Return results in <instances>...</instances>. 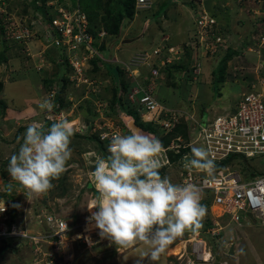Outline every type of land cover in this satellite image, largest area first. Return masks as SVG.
Instances as JSON below:
<instances>
[{
	"label": "rangeland",
	"instance_id": "obj_1",
	"mask_svg": "<svg viewBox=\"0 0 264 264\" xmlns=\"http://www.w3.org/2000/svg\"><path fill=\"white\" fill-rule=\"evenodd\" d=\"M99 1L105 3L108 0ZM261 1V3H257L256 0H196L194 4L190 0H147L146 8H133L132 19H126L121 23L119 36L112 37L117 38L118 41L114 48L112 47L111 37L106 36L107 38L103 42L106 45L103 46L107 49L102 52L103 59L106 61H103L102 66L104 68L106 66V69L112 72L114 67L106 65L109 61L108 58H117L118 62L126 59L128 62L131 58L139 57L138 52L148 51L159 43L158 35L162 36L161 40L168 39L172 44H180L188 40V43L190 42L196 50V57L191 55L189 60L183 59L181 64L169 68L170 71L167 77L168 70L165 72L164 87L166 88H160L155 98L163 100L167 107H181L188 113H191L190 108L196 110L194 117L200 121H203L201 109H204L203 111H206L204 112V118L207 117L212 120V116H219L223 115L224 112H228L230 106L234 105L236 99L243 92L244 88L241 83L243 82L242 75H245V73L241 72H247L253 77L254 69L258 68L259 75L264 78V47H262L263 50L261 48L258 49L259 51L257 50V45L260 43L258 42L256 30L264 29V0ZM191 2L192 6L190 5ZM202 11L213 14L217 18L218 24L223 26V29L219 27L218 31L226 41L223 45H217L213 54L205 52V44L199 46V41L198 44H195L192 39H189L194 36V14ZM15 17L20 22L24 19L23 16ZM41 23H43L42 19ZM200 36L204 41L205 35L200 32ZM248 37L256 42V54L248 53L247 49H243L241 57L237 53L230 56L224 69L222 80L224 83L212 84L210 71L219 67L225 46L231 47L233 51H238L243 45H248ZM43 40L44 38L40 37V39H31L26 44L15 46L10 42L7 43L2 38V33H0V56L3 54V57H6V61L2 60L0 62V82L2 83L0 103L3 102V109L0 110V198L7 200L9 203H14V205H19V207H14V210L24 214L28 224L29 222L34 224V219H31V216L40 212L34 213L35 209L32 207L33 201L38 200L39 202L43 201V205H47L51 212L63 217L68 224L71 221L72 224L74 222L77 224L82 222L86 216H90L91 213L87 209L88 205L96 202L91 190L85 188L87 182L92 184L90 181L92 180V174H90L92 165L90 164L92 160L96 161L93 155L95 151L94 143H86L85 140L79 139L88 152L84 156L72 152L71 159L67 164V186L69 190L57 193L59 197L55 194L56 192L52 193L56 188V183H53L54 187L45 194L28 196L26 190L18 182L12 181L10 174L7 172L9 163L6 162L13 150L18 147V138H21L23 134L21 131L19 136L15 137L20 127L27 128L33 122L42 124L43 121L48 119L55 122L59 114L66 120L79 115L81 122L86 115V112L83 111L85 108L83 104L86 100L81 98L83 96L81 95L82 92L76 89L77 81L70 80L72 75L70 73H68V81L72 83L70 82V86L65 87L62 93V100H64L62 104L59 102V105L57 101L59 98L53 90L45 91L40 88L39 94H41L39 97L34 96L35 99L32 98L33 92L31 90L41 86L46 77L52 79L48 76V70L49 68L52 70L54 66H47L46 63H44L46 66H43L40 63L41 59L38 57V53L46 47L45 43H42ZM38 46L40 48L37 50ZM119 51L122 52V57ZM39 56L41 57V55ZM36 58L37 60L33 62ZM191 61H193V64L198 63L200 66V72L197 75L192 72L194 68L190 73H188L189 70L183 69L184 67L188 68ZM15 63L18 65L19 71H12V66ZM37 64L41 66V69H37ZM33 67L37 70L35 75L33 72L30 74ZM141 69L145 71H142L143 74L147 73L145 67ZM23 73L29 75L30 78V75H32L33 82L27 76L20 77ZM236 73H238V76H236ZM98 74L101 89V91L97 89L99 95H104L109 99L112 85L110 81L105 80L102 71ZM112 74V79L117 81L119 85L118 89L120 86H124L127 92H130L132 86L125 82L123 72L117 73L113 70ZM230 80L232 82H228ZM121 83L124 84L120 85ZM45 86L48 87L49 85L45 83ZM190 91H193L194 94L196 92L198 99H195L196 96H192L193 98L188 101L187 97ZM86 96L87 99L91 98L90 94ZM45 99H52L56 105L51 112H42L38 107ZM193 99L196 100L194 103H192ZM104 100L107 105L108 102L106 99ZM25 101L27 104H25ZM70 104L73 107L70 108ZM79 105H82V107H78ZM87 105L89 106L88 103ZM26 106H34V108L32 107L34 112L25 114L22 111L20 114V110L25 109ZM57 108H59L58 111ZM118 111L114 113L111 119L120 127V117L122 115ZM26 116L28 118L24 119ZM183 126L184 124L179 128L183 132L176 135H181L186 143H190L191 140L185 137L186 129ZM79 128L81 127L73 126L74 134L81 132L82 128ZM183 139L181 138L182 142H184ZM79 140H76V142H80ZM193 146L202 147L200 143ZM189 152L191 153L190 149ZM104 153L109 155L106 151ZM246 164L254 173L257 170L264 171V155L248 158ZM3 172L5 174H2ZM10 182L12 183V191L7 195L6 185ZM9 195L10 197H8ZM208 214L206 213L202 224L209 216ZM15 219L21 221V218ZM222 223L227 226L221 224V226H224L222 230L215 231L208 228L204 231L202 227L197 230L199 232L188 231L183 236L177 237L161 254L160 259L155 264H264V223L255 220L240 227L228 226L223 220ZM33 226L39 228L35 224ZM87 228L92 230V233L98 230L91 226ZM94 236L98 235L94 234ZM95 238L92 239L90 247L72 243V248L61 250L62 256L56 258L54 264H137L142 253L151 251L150 247L142 242L131 248L117 250L116 246L111 244L109 240ZM230 247H232V254H228ZM45 249H48V247H45ZM31 261L32 252L25 242L10 239L0 241V264H31ZM142 264H152V262L146 258L142 261Z\"/></svg>",
	"mask_w": 264,
	"mask_h": 264
},
{
	"label": "built area",
	"instance_id": "obj_2",
	"mask_svg": "<svg viewBox=\"0 0 264 264\" xmlns=\"http://www.w3.org/2000/svg\"><path fill=\"white\" fill-rule=\"evenodd\" d=\"M147 4V0H135L136 9L146 8ZM80 7L78 0H75L73 6H58L44 28L42 38L46 46L44 49L51 47L63 50L68 65L73 69L70 80L77 81L76 86L80 84L91 86V91L94 93L97 90V85L94 84L97 82L88 81L85 75L91 68L92 60H103L101 47L106 33L101 30L96 37H93L88 32L89 23L86 14ZM4 14L3 37L6 42L19 46L31 41L33 32L13 14L6 12ZM193 20L197 44L198 41L199 46L205 44V52L213 54L215 47L219 44L223 45L226 41L218 31L213 16L209 12L202 11L195 13ZM200 32L205 35L204 41ZM258 42L260 43L257 45L258 48L264 47V34H261ZM183 53L182 47L168 46L161 42L151 52H143L138 55L139 57L120 63L123 74L133 83L128 99L137 103L141 120L157 127L163 135L181 128L184 124L186 138L191 140L190 143H186L181 135L170 139L168 145L164 147L165 160L162 162L165 167L164 176L170 177L174 184L192 183L201 189V202L208 201L207 210L212 217L215 231L221 229V224H224L222 220L236 226L248 224L250 218L264 222V171L257 170L254 173L248 164H244L248 158L264 155V78L259 75L258 68L254 69L253 77L247 72H241L245 73L242 75L244 90L231 106L232 110L224 112L223 115L212 116V120L204 118V114L201 115L203 121L196 120L193 113H188L182 108L167 107L155 98L157 87L163 83L162 71L175 61H180ZM39 55L41 51L38 57L41 59H39L40 63L45 66V61ZM198 55L201 57L200 54ZM40 67L38 64L37 68ZM142 67L150 69L148 77L141 76L139 70ZM190 68H194L192 71L194 75L200 72L198 63H192ZM247 79L250 80L246 82ZM96 107L98 120L93 128L99 131V140L107 142L108 150L112 133L120 131V128L113 122L112 116H106L103 102L98 101ZM62 119L64 117L59 114L55 120ZM104 134H108L107 138L101 139ZM196 143H200L208 151L209 157L216 164L212 176L196 169L188 171L183 167L184 157L191 156L189 149L191 150ZM167 150L172 151L173 154L183 150L180 165L175 169L167 159ZM231 157L234 159L242 157L240 159H244L245 162L238 160V163H223ZM3 202L5 210L2 211L0 207L2 211L0 241L18 239L28 244L32 252L31 264H54L55 259L62 256L61 250L72 248L74 243L90 247L92 239L95 237L101 239L98 235L99 230L92 233V230L87 228L90 226L87 217L82 222L71 225L59 215L40 211L31 217L35 225L41 229H30V222L28 224L24 214L19 211H15V217L21 218V221H11L10 213L14 210V203L0 198V204ZM86 238L90 239L86 240Z\"/></svg>",
	"mask_w": 264,
	"mask_h": 264
},
{
	"label": "clouds",
	"instance_id": "obj_3",
	"mask_svg": "<svg viewBox=\"0 0 264 264\" xmlns=\"http://www.w3.org/2000/svg\"><path fill=\"white\" fill-rule=\"evenodd\" d=\"M256 2L261 3L262 1L256 0ZM74 4L75 0H46L43 4L39 0H0L2 38L5 40L3 37L5 27L3 24L4 12L13 14L14 17L23 16L22 22L34 34L32 39H40L55 9L60 5L73 6ZM211 15L215 20L217 28L223 29V26L218 24L214 15ZM41 19L43 23H41ZM256 30L260 33V36L264 34V29ZM195 35L196 28L194 36L189 39H192V42L197 44ZM34 36L37 37L34 38ZM161 42L168 46H180L184 51L180 61H175L162 71V84H164V74L169 68L180 64L183 59L189 60L191 55L192 57H196L197 54L196 50L192 47L193 45L190 42L188 43V40L180 44H172L168 39L165 41L160 40L157 45ZM103 45L106 44L104 43ZM152 49H149L147 52H151ZM246 49L248 53L256 54L257 52L252 47H246ZM261 49L263 50L262 47ZM51 50L55 49L51 48ZM142 53V51L138 52V55ZM192 63L193 61H191L190 65ZM191 70L189 71L191 72ZM123 77L125 82L133 88L131 80L124 74ZM94 80L97 82L94 86L97 85V89L101 91L99 78L96 77ZM98 90L94 93L92 91L84 93L83 99H87L86 95L90 94L91 98L89 100L96 107L98 100L95 98V95H99ZM129 94L130 92L127 93V99ZM128 103L132 107H135L138 112L136 102L128 99ZM38 107L42 112H51L56 105L52 99H45ZM105 109H108L106 105ZM118 113L120 114L121 112L118 111ZM138 114L140 117L139 112ZM140 122L151 125L143 122L141 117ZM130 124L129 131L131 134H123L120 131L112 133L108 150L106 148V152L109 155L107 158L97 157L96 159L95 170L91 173L94 187L99 196L93 206L87 208L91 213L87 219L91 227L99 230L98 235L100 238L109 240L111 244L116 246L117 250L131 248L141 242L148 245L151 251L142 253L137 264H142V261L146 258L152 264H155L160 259L161 254L166 251L167 247L177 237L183 236L186 230L197 231L203 227L202 221L206 216L207 208L201 203L202 193L197 185L192 183L174 184L171 182L170 177L166 175L161 176L159 170L161 168L165 170L161 162L165 151L162 142L153 135H148L149 133L146 131L135 130L131 121ZM151 126L158 130L157 127ZM179 130L178 128L175 133L179 134ZM158 131L162 134L160 130ZM91 132V135L95 133L92 130ZM73 136V126L66 119L57 120L50 127H45L38 122L29 124L23 136L18 138V143L22 139L18 152L13 154L9 160L7 172L10 174L12 181L18 182L26 190L28 196L42 195L50 191L54 187L52 181L58 180L67 170V163L72 156L70 145ZM107 136L108 134H104L101 139H105ZM162 136L165 135L162 134ZM183 167L188 171H192L193 169L200 170L209 176H212L216 170V164L209 157L208 151L204 147L196 146H192L190 157H184ZM11 188L12 183L10 182L7 190L11 191ZM36 202L33 201V204H36ZM0 207H2V211L5 210L4 202L0 204ZM14 207H19V205H14ZM93 209H96V211H93ZM49 213L59 215L55 212ZM208 215L210 216V214ZM210 218L212 220L211 216ZM250 219V222L255 221L252 218ZM227 225L236 226L233 224ZM245 225L247 224L245 223ZM224 226L227 227L226 225ZM224 226H221L220 230ZM212 229H215V227ZM65 231H67V224H65ZM88 239L90 238H86V240ZM10 240L14 241L18 239Z\"/></svg>",
	"mask_w": 264,
	"mask_h": 264
},
{
	"label": "trees",
	"instance_id": "obj_4",
	"mask_svg": "<svg viewBox=\"0 0 264 264\" xmlns=\"http://www.w3.org/2000/svg\"><path fill=\"white\" fill-rule=\"evenodd\" d=\"M34 1H36V0H34ZM39 1L43 4L46 0H39ZM71 1H73V0H71ZM78 1L81 5V9L86 14V17H87V20L89 23L88 32L91 33L93 37H96V34L98 32H100L101 30H103L106 33V36L111 37V39L113 40L114 38H112V37H117L120 34L121 23L124 20L129 19V18L132 19V17H133L134 0H108L105 3H101L99 0H78ZM190 1H192L195 4V0H190ZM192 2L190 3L191 6H192ZM215 19L218 22L216 17H215ZM1 30H2V27H0V33H1ZM257 35H258L257 38H259L260 33H258ZM36 37L37 36H34V38H36ZM247 39H248V45L247 44L243 45L241 48L238 49V51H233L231 49V47L226 46V48L224 49L225 50L224 55H222L220 58L221 63L219 65V67H217L216 70L215 69L213 70V73H212L213 83H221V81L223 80L224 69L226 68L225 65H226L228 59L230 58V56H233L234 54L236 55V53H237V55H240L242 50L246 49V47H248V48L252 47L253 49L256 47V42L254 39L252 40L250 37H248ZM114 43H118L117 38L114 39ZM114 43H112V44H114ZM105 49H107V48H105L104 46L101 47V50L103 52ZM51 51H53V50H51V47H47V49L41 51V56L44 59L47 66H51V65L54 66V68L52 70H51V68H49V70H48L49 71L48 76L52 79H47V77H46L45 80L42 81L41 88H43L45 91L53 90L55 92V95H57L59 98V100L57 99L58 103L61 102V104H62L64 101V100H62V93L64 92L65 87H67L68 85L70 86V84L72 83L71 81H70L71 83L68 81V73L72 74L73 69L71 66L68 65L66 55L62 49H60V48L55 49L54 55L51 54ZM142 52H147V51L143 50ZM102 55H103V53H102ZM103 58H104V56H102V59ZM57 59H60V60L58 61ZM2 60L6 61V57H3V54H2V56H0V62ZM104 60L95 59V60H92L90 62L91 68L86 72V75H85L88 78V80L96 79L97 75H99L98 73L102 71L105 80L109 81L110 78H112V76H113V74H112L113 70L116 71L117 73L122 71L120 62H117L116 64L115 63L109 64V63L105 62L106 65L114 67L112 72L110 70L106 69V66H105V68L103 67V70H100L99 66L102 65ZM189 67L190 66H188V68L184 67L183 69H187V71H188L191 69ZM37 69L39 70V69H41V67L37 68ZM54 69H55V71L53 72ZM17 70H18L17 64L13 65L12 71H17ZM58 71H61V72H58ZM142 71H144V70L140 69V74L143 78L149 76V73H150L149 68H146V71H147L146 74L147 75L143 74ZM169 71L170 70L167 71L166 77H167V74ZM188 73H190V71H188ZM164 76H165V74H164ZM45 83H46V85H49V86L46 87ZM126 83H125V86H126ZM123 84L124 83H121L120 85H123ZM164 86H165V82H164V84H162V86H158L157 89H160V87L163 89L166 88ZM1 89H2V83L0 82V91H1ZM76 89L80 90L82 92L81 95L84 96V93L91 91V86L86 87L85 84H80L77 86ZM127 93L128 92L126 90V87H124V86L123 87L120 86L119 89L112 86L109 99L104 97V95L103 96L95 95V98L98 101L103 102L105 105H106V103H105L104 99H106V101L108 102V104L106 105L108 109L105 111L106 116H113L114 113H117L116 112L117 110H119L121 113H125L128 117H130L131 123H132L133 127H135V130L136 129L139 131L143 130V131H146L147 133H151L154 137L158 138L162 142L164 147H166L169 143V139H172L176 135V133H175L176 130L172 131L171 133H168L165 136H162V134L156 128L152 127L151 125H146V124L141 123L139 114L136 111L135 107H132L128 103ZM83 96L81 98H83ZM85 100H86V102L83 104L85 107L83 111L86 112V115L84 117L85 127H84V129L80 130L81 131L80 133L74 134V136L71 139L70 147L72 148V152H77V153L84 156L88 151L84 147L85 145L83 144V142L79 139L85 140L86 143H90V141H92L94 143V147H95L94 148L95 152H93L94 158L95 159H97V157L107 158L108 155H106L104 153V151H106L107 142L100 141L98 138L99 131L95 130L93 128L94 124L98 120V113L96 111L97 107H95V105L93 104V102L91 100H89V99H85ZM87 103L89 104V106L87 105ZM2 104H3V102L0 103V106H1L0 110L3 109ZM25 104H26V101H25ZM59 105H60V103H59ZM68 105H69V103H68ZM71 106H72V104H70V108H71ZM78 107L81 108L82 105H79ZM59 108H60V106H59ZM59 108H57V111ZM70 108L68 106V109H70ZM108 111H109V113H108ZM52 123H54V121H50V120L46 121L45 120V121H43L42 124L45 127H50ZM26 129L27 128H25V127H20L18 129L15 137H18L19 132H21V131L24 134L26 132ZM91 130L95 132L92 135L88 133V132H91ZM179 132L181 133L183 131L180 129ZM23 134H22V136H23ZM76 140H79L80 142H76ZM21 143H22V139L20 140L18 147L15 150H13L10 157L13 154L18 152ZM182 153H183V150H180L176 154H173L172 151L167 150V152H166L167 159L170 163H172V165L174 166V169L177 168V165L178 166L180 165V161H181L180 156ZM240 158H242V157H239V158L236 157L235 159L233 157H231V158H228L227 160L223 161V163H232V162L238 163V160H242L243 162H245L244 159H240ZM91 159H92V157H91ZM9 160H10V158L7 160L6 163H9ZM95 162L96 161L92 160V163L90 164V165H92L91 166L92 171L95 170ZM244 164L246 165V162ZM2 174H5V172H3ZM67 174H68V170H66L58 180L52 181V183L57 184L55 190L52 193L56 192L55 194H57V193L69 190V188L67 186V180H68ZM160 174L162 177L164 176V168H161ZM89 185L90 184L87 182L86 186H89ZM88 189H90L91 191L96 193V195H98L96 190H93L90 187ZM11 191H12V189H11ZM11 191H8L7 195ZM57 196H58V194H57ZM8 197H10V195ZM201 203L204 204L206 206V208L208 209V201H202ZM37 204L42 205L43 201L42 202L38 201V203H36L35 205H37ZM34 209H35L34 213H38L40 208H37V209L34 208ZM207 214H208V210H207ZM10 216H11V218H10L11 221L16 220L15 219L16 218L15 217V210H13L10 213ZM70 224L73 225L72 221ZM74 224H75V222H74ZM213 227L214 226L212 224L211 218L209 216H207V219L203 222L204 231H206L208 228L211 229ZM188 231L192 232L191 230H186L185 233ZM193 232H196V231H193ZM197 232H199V231H197ZM6 240L8 241L9 239H6Z\"/></svg>",
	"mask_w": 264,
	"mask_h": 264
},
{
	"label": "crops",
	"instance_id": "obj_5",
	"mask_svg": "<svg viewBox=\"0 0 264 264\" xmlns=\"http://www.w3.org/2000/svg\"><path fill=\"white\" fill-rule=\"evenodd\" d=\"M41 29V28H40ZM39 29V30H40ZM160 35H158V38L161 40V38H162V36H160ZM159 40V41H160ZM113 41V43H114V39L112 40ZM117 43H114L113 45H112V47L114 48V46L116 45ZM40 48V46H38L37 47V50ZM42 51V50H41ZM120 52V54H121V57H122V52L121 51H119ZM54 50L53 51H51V54L52 55H54ZM109 59V61L107 62V63H109V64H116L119 60L117 59V58H113V57H111V58H108ZM114 59V60H113ZM35 60H37V58L36 59H34L33 60V62H35ZM58 61L60 60V59H57ZM104 60V59H103ZM106 61V60H105ZM113 61V62H112ZM112 62V63H111ZM122 62H126V59H123L122 60ZM13 65H16V63L15 64H13ZM18 66V65H17ZM213 68V67H212ZM99 69L100 70H103V66L102 65H100L99 66ZM213 70L214 69H212L211 71H210V74L212 75V73H213ZM17 71H19V67H18V70ZM36 69L33 67L32 69H31V72H30V74L33 72L34 73V75H35V73H36ZM58 72H61V71H58ZM22 76H27L25 73H23V74H21L20 75V77H22ZM31 76V78H33L32 77V75H30ZM19 77V78H20ZM27 77H29V75L27 76ZM30 78V77H29ZM30 78V80H32ZM199 78V77H198ZM34 79V78H33ZM28 81H29V79H28ZM110 83H111V85L113 86V87H116V88H118L119 87V85L117 84V81H114L112 78H110ZM32 82H33V80H32ZM194 82H196V81H194ZM207 82V81H206ZM228 82H232V80H230V81H228ZM211 83L213 84V75H212V77H211ZM221 83H224L223 81H221ZM242 86V85H241ZM30 87H32V86H30ZM40 88H41V86H38V87H36V88H34V90H31L33 93H32V98L35 96H38L39 97V95L41 94H39V90H40ZM161 88V87H160ZM176 95V94H175ZM195 97L196 96V98L195 99H198V94H196V92H195V94L193 93V91H190V94L188 95V97H187V100L189 101V99H191V98H193V97ZM35 97H34V99H35ZM195 99H193V102L192 103H194L196 100ZM39 100V99H38ZM33 101H35V100H33ZM163 101V100H162ZM164 102V101H163ZM26 104H27V102H26ZM33 108H34V106H32ZM32 107H29V106H26V108L25 109H22V110H20V114H21V112L22 113H25V114H27V113H29V114H31V113H33L34 111H32L33 110V108ZM230 109H232L231 108V106H230V108H229V110ZM199 110V109H198ZM204 109H201V115L204 113V112H206V111H203ZM228 110V111H229ZM190 111H191V113H193V114H196V110H192V108H190ZM221 111H222V109H221ZM224 112V111H223ZM127 115H125V114H122V116L120 117L121 118V122H120V132H122L123 134H131L130 133V121H131V119L130 118H127L126 117ZM15 117V116H14ZM26 118H28V116H26L24 119H26ZM68 121L70 122V124H72V126H78V127H81V128H84L85 127V122H84V119L80 122V117H79V115L78 116H75V117H73V118H69L68 119ZM123 123H124V125L126 126H124L123 125ZM81 124V125H80ZM81 128H79V129H81ZM137 130V129H136ZM132 131H133V129H132ZM89 134H91L92 132H88ZM148 135H151L152 136V134L151 133H149ZM90 143H93L92 141H90ZM95 152V151H94ZM89 153H92V152H89ZM165 159H164V157L162 158V161L161 162H163ZM90 174H92V173H90ZM91 179H92V175H91ZM91 181V183L92 184H90L89 182V186H86L85 185V188L87 187V189L90 187V188H92L93 190H96V188L94 187V184H93V180H90ZM7 186L8 185H6V188H7ZM97 191V190H96ZM98 193V192H97ZM91 194H92V196H93V198L95 199V201L97 200V197L99 196V193H98V195H96V193H94L93 191H91ZM57 199H58V197H57ZM93 204H94V202H92L91 203V205L89 204L88 205V208H91L92 206H93ZM32 207L33 208H40L39 209V211H41V212H43V213H49V212H51L49 209H48V206L46 205H35V204H32ZM44 208V209H43ZM93 211H96V209H93ZM87 217V216H86ZM33 217H31V219H32ZM88 218V217H87ZM30 219V221H32ZM35 224V223H34ZM33 223H30V228L31 229H33V230H35V229H37V228H35L33 225H34ZM36 226V225H35ZM39 229H41V228H39Z\"/></svg>",
	"mask_w": 264,
	"mask_h": 264
},
{
	"label": "water",
	"instance_id": "obj_6",
	"mask_svg": "<svg viewBox=\"0 0 264 264\" xmlns=\"http://www.w3.org/2000/svg\"><path fill=\"white\" fill-rule=\"evenodd\" d=\"M228 254H232V247H230Z\"/></svg>",
	"mask_w": 264,
	"mask_h": 264
},
{
	"label": "bare ground",
	"instance_id": "obj_7",
	"mask_svg": "<svg viewBox=\"0 0 264 264\" xmlns=\"http://www.w3.org/2000/svg\"><path fill=\"white\" fill-rule=\"evenodd\" d=\"M47 58V57H46Z\"/></svg>",
	"mask_w": 264,
	"mask_h": 264
}]
</instances>
